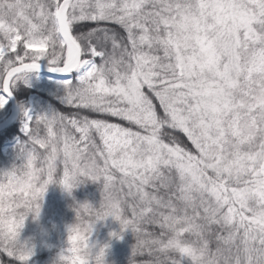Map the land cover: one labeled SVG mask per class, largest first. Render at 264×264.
I'll return each instance as SVG.
<instances>
[{
	"label": "snow or ice",
	"instance_id": "6c2138e0",
	"mask_svg": "<svg viewBox=\"0 0 264 264\" xmlns=\"http://www.w3.org/2000/svg\"><path fill=\"white\" fill-rule=\"evenodd\" d=\"M42 61L78 74L72 111L21 109L0 252L27 264L22 210L79 178L101 199L67 229L69 264H104L89 238L109 217L135 239L128 264H264V0H0V109Z\"/></svg>",
	"mask_w": 264,
	"mask_h": 264
},
{
	"label": "trees",
	"instance_id": "16d2710c",
	"mask_svg": "<svg viewBox=\"0 0 264 264\" xmlns=\"http://www.w3.org/2000/svg\"><path fill=\"white\" fill-rule=\"evenodd\" d=\"M93 25L86 23L84 28ZM118 27V26H116ZM80 29H77L79 31ZM22 45H18V50ZM110 47V46H109ZM99 62V61H98ZM40 68L48 69L45 62H41ZM41 73L37 71L28 76ZM73 75V74H72ZM31 78H25L17 84L13 92L12 98L17 107L16 119L0 131V172L10 171L13 166H19L20 161L17 159L18 146L26 142L27 137L22 133L24 117L21 109H29V100L34 98V107L32 117L35 119L41 115H49L53 112L61 111L69 114L72 111L64 103V86L57 88L44 89L36 84H28ZM71 83L77 81L73 78ZM12 114V104L0 113V125L3 124ZM95 115V114H93ZM109 122L121 123L122 126H128L127 122L118 121L116 118L108 117ZM17 144L6 155L2 154V149L13 142ZM97 142H99L97 140ZM62 174V170H61ZM97 183L84 180L83 183L72 189L71 194L63 192L56 184H50L44 194L42 203H40V212L38 219L34 222L32 216L29 215L24 223L23 228L19 232V240L26 243L31 248V256L27 264H54L59 253L66 248L67 227L75 222V212L72 210L75 204H90L95 211L99 207L100 193ZM81 215L85 221L91 216L88 211L81 207ZM158 235L159 229L149 228ZM120 226L111 217L104 221L97 222L94 225L93 232L89 238L90 243L97 247L108 245L104 257V264H128L131 256V246L135 243V239L130 232L125 231L122 238L117 240L110 238V233L119 232ZM148 256H137L135 260L137 264L148 260ZM0 264H19L16 259L7 257L5 253L0 252Z\"/></svg>",
	"mask_w": 264,
	"mask_h": 264
},
{
	"label": "clouds",
	"instance_id": "9594fccd",
	"mask_svg": "<svg viewBox=\"0 0 264 264\" xmlns=\"http://www.w3.org/2000/svg\"><path fill=\"white\" fill-rule=\"evenodd\" d=\"M84 181L79 179V178H76L73 182V188H75L77 185L83 183ZM58 187H60V189L65 192V193H68L69 195L71 194V191H66L62 186L56 184ZM47 191V189H46ZM45 191V192H46ZM39 203V206H40V203L41 202H33L32 204H30L28 207H26L25 209L22 210L21 214L27 218L29 215L32 216V219L33 221L35 222L37 219H38V215H36L34 209L36 207V204ZM89 205V210H91V205L88 204V203H83V204H75L73 206V211L75 212V222L68 226L67 229L69 227H72V228H76V227H80L82 226L84 223H86V221L84 220L83 216L81 215V207L83 205ZM19 236V235H18ZM15 237L14 239L11 240V244L14 248V251L15 253L18 255V256H26V255H29L31 253V248L29 245H27L26 243H23L19 240V238ZM71 259V256L70 254H66L64 250H62L59 255L57 256L54 264H69V261Z\"/></svg>",
	"mask_w": 264,
	"mask_h": 264
},
{
	"label": "rangeland",
	"instance_id": "374dc122",
	"mask_svg": "<svg viewBox=\"0 0 264 264\" xmlns=\"http://www.w3.org/2000/svg\"><path fill=\"white\" fill-rule=\"evenodd\" d=\"M77 75L78 74L73 73V75H71V76L60 75L58 77H50V76L43 75L42 73H38V74L32 75L31 77L27 76L26 79L27 78L32 79L31 82L28 81L29 85L30 84H32V85L36 84V85L43 87L44 89H48L50 87L57 88V87L64 86L65 81H72L73 78L77 81V79H76ZM9 103H10V101L8 100V104L5 105L4 109H6L9 106ZM33 107H34V98L31 97L29 100V109H28L31 116L33 113ZM4 109H0V113L3 112ZM23 124H24V122H23ZM22 129H23V127H22ZM22 133H23V130H22ZM16 144H17V141L6 145L2 149V154L6 155L7 153H9L11 151V149Z\"/></svg>",
	"mask_w": 264,
	"mask_h": 264
},
{
	"label": "water",
	"instance_id": "95a60500",
	"mask_svg": "<svg viewBox=\"0 0 264 264\" xmlns=\"http://www.w3.org/2000/svg\"><path fill=\"white\" fill-rule=\"evenodd\" d=\"M38 71H40L43 75L50 76V77H58L62 75L60 73L51 72L45 68H39ZM9 101L12 104V114L3 124L0 125V131L4 130L7 126H9L16 119V116H17V107H16V104L13 98L11 97Z\"/></svg>",
	"mask_w": 264,
	"mask_h": 264
}]
</instances>
